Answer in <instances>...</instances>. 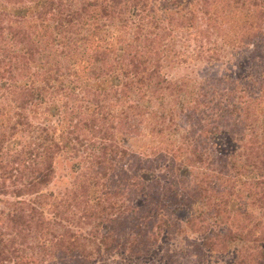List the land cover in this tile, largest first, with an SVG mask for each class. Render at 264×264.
Returning <instances> with one entry per match:
<instances>
[{"label": "trees", "instance_id": "trees-1", "mask_svg": "<svg viewBox=\"0 0 264 264\" xmlns=\"http://www.w3.org/2000/svg\"><path fill=\"white\" fill-rule=\"evenodd\" d=\"M0 195V264H264V0H0Z\"/></svg>", "mask_w": 264, "mask_h": 264}, {"label": "rangeland", "instance_id": "rangeland-1", "mask_svg": "<svg viewBox=\"0 0 264 264\" xmlns=\"http://www.w3.org/2000/svg\"><path fill=\"white\" fill-rule=\"evenodd\" d=\"M180 42L174 43L176 47L179 46ZM178 46H177V45ZM247 52V51H245ZM240 54L239 57L240 59L244 60V54ZM236 57L234 54H228L227 52L225 55L221 58L220 61H215L214 63H206V61H198V62H193L187 65H180L176 63L168 64L166 67L165 71L169 73L171 76H178L182 74H188L192 76H198V75H206L208 73H224L227 71L231 70H236L238 69L237 66V61ZM48 106L44 108L41 112L44 113L45 117L49 115L48 112ZM50 116H48L49 118ZM130 142L134 147H137L141 140L138 138L135 139H130ZM77 159L68 157L67 155L62 154L59 156L55 163H54V172H53V178L51 182L48 184L47 190H50L54 193H57L58 191H61L63 188L68 186L72 178L75 174V166H76ZM0 199L4 200H14L15 198L13 195L7 196V195H0ZM150 209L147 208L146 206L138 205L136 208V213L133 217V222H138L143 218L144 215L147 214H154L149 213ZM167 243V244H166ZM170 242H161V246L157 248L156 254L159 257L153 256L145 260H140V261H135V262H130L127 263L125 260H122V264H169L167 260L164 257V253H168L170 250ZM120 258L114 259V261L119 262ZM231 259L230 253L224 255L221 257L220 260H216L214 257H210L209 261L205 262V264H229V260ZM115 264L114 262H112ZM110 261L105 262V261H98L97 264H112Z\"/></svg>", "mask_w": 264, "mask_h": 264}]
</instances>
